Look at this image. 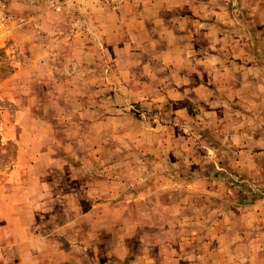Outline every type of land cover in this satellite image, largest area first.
Segmentation results:
<instances>
[{"label":"rangeland","instance_id":"obj_1","mask_svg":"<svg viewBox=\"0 0 264 264\" xmlns=\"http://www.w3.org/2000/svg\"><path fill=\"white\" fill-rule=\"evenodd\" d=\"M0 264H264V0H0Z\"/></svg>","mask_w":264,"mask_h":264},{"label":"crops","instance_id":"obj_2","mask_svg":"<svg viewBox=\"0 0 264 264\" xmlns=\"http://www.w3.org/2000/svg\"><path fill=\"white\" fill-rule=\"evenodd\" d=\"M250 29L252 31V27ZM255 61H256L255 64L257 66L261 65V63H259L257 60H255ZM251 66H255L254 63H251ZM157 190L163 191L164 189L160 188V189H157ZM186 195L187 196L190 195L191 199L193 198V194L186 193ZM139 199L140 198H138L137 193H135V195H134V197L132 199H128V200L127 199H123L120 203H117V205L118 204H122L123 206H127V208H130L131 207V208H134V210L136 208L138 210H140V209H142L148 203H145L144 206H143V204L141 202L142 199H140L141 201ZM170 202H169V199L168 198L165 201V203H167V205H170V207H172V209H175V210H177V209L178 210L183 209L182 206H180L181 208H179L178 205H177V203H172V202L170 203ZM190 204H192V203H190ZM185 207H186L185 209L187 210L188 207L187 206H185ZM153 209H155V208H153ZM247 212H249L248 215L243 216V214L241 212L238 213V212H236L234 209H232L230 207L225 208V210H224V213L225 214L223 215V217H219V219H218V221L216 223V227L220 228V236H222V239L225 240L227 238L228 241H231L230 238L233 237L234 240H232V241L236 242L237 244H240L238 242V240H236V239L238 237H241L242 236V232L243 231H241V225H242V220L243 219H247V218L250 219V221H248V225L251 226L249 228V231L251 229H254V230L257 229V227H256L257 219H255L256 222H253L252 223L253 217H257V212H258L257 205L253 204L247 210ZM225 228H227V232H226V229ZM244 230H246V229H244ZM254 234H256V231H255ZM43 252H45V251H43Z\"/></svg>","mask_w":264,"mask_h":264}]
</instances>
